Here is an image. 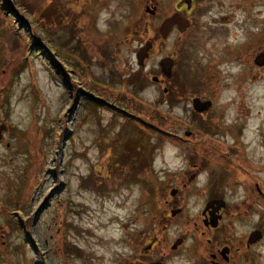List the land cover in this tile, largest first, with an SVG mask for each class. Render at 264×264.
<instances>
[{"label": "rangeland", "instance_id": "374dc122", "mask_svg": "<svg viewBox=\"0 0 264 264\" xmlns=\"http://www.w3.org/2000/svg\"><path fill=\"white\" fill-rule=\"evenodd\" d=\"M176 2L146 0L159 5L146 11V41L154 46L146 81L138 73L132 88L124 75L138 69L145 0H0V123L9 130L0 142V264H113L130 237L143 236L161 187L179 182L187 159L194 161L145 122L172 137L219 143L223 159H213L202 180L217 179L222 160L238 162L230 149L239 139L241 99L249 105L264 86V68L240 45L250 29L263 31L251 20L264 22V0H202L207 12L198 26L162 39L158 27ZM168 56L175 66L166 79L158 63ZM191 76L198 91L170 105L163 88ZM194 93L216 99L206 126L192 118Z\"/></svg>", "mask_w": 264, "mask_h": 264}, {"label": "flooded vegetation", "instance_id": "af4514ba", "mask_svg": "<svg viewBox=\"0 0 264 264\" xmlns=\"http://www.w3.org/2000/svg\"><path fill=\"white\" fill-rule=\"evenodd\" d=\"M147 7H154L156 12L159 5L155 3ZM144 9L142 41L138 51H134L138 69L136 73L133 71L124 75L132 88V80L138 73L144 72L145 75L140 76L146 81V58L143 65H139L138 60L139 50L146 47V0ZM166 12L162 21L174 13H180L190 21V26L184 32L180 31L178 25L173 27L181 38L198 26L207 9L202 0H191L190 6L183 0H177L174 9ZM262 12L259 10V13ZM251 21L254 26L260 24L264 27V22ZM250 31V41L239 45L251 47L255 64V56L264 51V37L260 44H253V40L256 35H264V28L256 35L252 34L255 31ZM242 54L246 56L247 53ZM257 66L264 68V65ZM160 78L156 84L164 86ZM256 91V95L253 93L250 96L249 105L246 96L242 97L241 107L237 111L242 122L237 148L230 149V152L237 155L238 162L231 161L230 164V160H222L224 162L219 166L223 169L217 173V179L207 174L202 180L201 176L213 159L219 162L222 155L215 153L218 142L214 143L212 137L173 138L175 145L189 152L188 156L194 157V161L187 159L188 167L186 165L182 171L186 173L181 172L179 182L175 180V185L161 187L160 207L154 217L147 221L145 233L141 237H130L127 240L129 248L120 255L116 254L113 264H264V86L259 85ZM164 93H168V88ZM196 97L211 101V105L204 113H195L192 109L191 112L195 113L192 118L199 125L202 121L208 124L206 117L214 109L216 99L194 93L191 102ZM247 106H250L249 111ZM213 131L215 133V129ZM7 133L8 125L2 132L0 142ZM179 155L183 157L185 154L179 152Z\"/></svg>", "mask_w": 264, "mask_h": 264}, {"label": "water", "instance_id": "95a60500", "mask_svg": "<svg viewBox=\"0 0 264 264\" xmlns=\"http://www.w3.org/2000/svg\"><path fill=\"white\" fill-rule=\"evenodd\" d=\"M188 6L191 5V0H183ZM146 11L150 14H154L155 8L150 9L147 8ZM175 25L179 26V29L181 32H184L189 26L190 21L186 18H184L180 13H174L171 16L167 17L162 21V23L159 26V33L162 38H167L169 34L172 32L173 27ZM153 47L152 41L146 42V47L141 48L138 52V60L139 65H143L145 58H149L150 50ZM254 62L257 65H264V52H260L256 57ZM159 67L162 72V74L167 77L171 78L173 74V67H174V60L171 57H165L162 58L159 62ZM153 81L157 82L158 77L154 76L152 78ZM164 91H167V89H164ZM211 105L210 101H202L200 98H194L193 99V108L197 112H203L207 110ZM5 128V126H0V132L2 129Z\"/></svg>", "mask_w": 264, "mask_h": 264}, {"label": "trees", "instance_id": "16d2710c", "mask_svg": "<svg viewBox=\"0 0 264 264\" xmlns=\"http://www.w3.org/2000/svg\"><path fill=\"white\" fill-rule=\"evenodd\" d=\"M20 7L24 8V6H22V5H20ZM68 13H70V11H68ZM47 35H48V37H50V34L49 33ZM174 74L179 75V70L175 69V73ZM134 80H135V78L132 81L134 82ZM124 83H125L126 86L130 87V85H129L130 84V81H128V80L125 79ZM196 83H197L196 77H192L191 76L190 78H188L187 80H185V81H183L181 83H177L176 82V84H173V87L168 89V94H170V96H169V103H170V105L173 104V102L175 100V97L178 98V94H180V93H188V92H191V91L197 92L198 89H197ZM193 115H195L194 112H192V117H193ZM206 125H208V124H206V123H204L202 121L200 126H206ZM147 131H150V129H147ZM159 137H163V135H159ZM134 142H136V141H134ZM129 148H135V145L131 146V144H129L127 150ZM126 154H124V160L125 161H130L132 159L133 153H129L127 155ZM136 155H138V153H136ZM139 162H141V161H138V162L134 163V166L136 164V166H135L136 168H140L141 167V164H138Z\"/></svg>", "mask_w": 264, "mask_h": 264}]
</instances>
